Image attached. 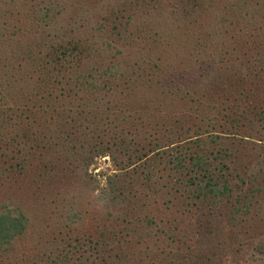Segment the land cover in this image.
I'll list each match as a JSON object with an SVG mask.
<instances>
[{
  "label": "trees",
  "instance_id": "obj_1",
  "mask_svg": "<svg viewBox=\"0 0 264 264\" xmlns=\"http://www.w3.org/2000/svg\"><path fill=\"white\" fill-rule=\"evenodd\" d=\"M105 2L0 0V106H7L11 101L12 112L20 117L22 111L16 110L17 106H30L31 94L40 102L45 97H40V93L55 92L57 87L58 93L76 89L86 92L87 99L79 98L75 105L60 108L54 116H43L56 121L50 130V122L46 120L37 122L35 127L34 121L46 114V110L34 112L33 120L26 122L25 138L35 141L33 145L42 146L38 143L42 134L37 137L36 129L44 124L50 131L51 145L46 146V149L50 146L48 156L51 152L68 163L77 160L83 170L81 175L87 174L88 180L91 178L98 187L99 197L110 202L130 200L137 193L131 192L129 183L140 180V191L147 201L157 197L174 212L173 217L165 219L166 227L159 229L164 231V238L170 236L168 243L163 244L166 249L160 247L149 263L169 252L171 256L165 259L168 263L184 261L180 252L169 247L174 241L184 243L191 237L194 224L180 235L182 237L176 236L178 225L184 223L181 215L189 212L190 217V213H195L196 219L190 218L199 223L197 216L204 207H219L221 217L227 222L224 241L232 243L236 239L238 243L239 231L241 227L245 229L242 215L251 211V217L257 213V208H253L261 195L264 199V134L253 139L247 131L253 129L256 122L264 124V101L250 95L245 87V80L251 76H264V0H116L118 6L113 0ZM184 3L189 9L184 8ZM174 7L186 11L184 16L190 15L188 19L196 22L186 38L185 33L184 38L181 36L184 45H195L194 56L186 66L177 68L175 65L173 69L171 64L165 65L160 54L149 50H138L135 59L103 63L105 51L113 44L109 39L91 34L90 9L100 17L97 20L100 31L105 26L118 40L125 37V33H133L130 25L140 34L149 28V23L154 25L156 18H149L148 22L146 19L154 10L160 14L159 22L166 21L167 12H172ZM186 9L193 10L194 15ZM105 20L111 24L103 23ZM197 24L201 27L195 30ZM151 34L145 31L141 38L155 41L157 31ZM248 43L252 47L249 48ZM66 63L71 65L67 75L62 72ZM182 74L184 84L177 80ZM34 81L40 90H33ZM212 85L216 95L211 88L208 90ZM96 93L97 111L90 105L91 96ZM166 109L170 115L163 114ZM152 110L162 115L156 118ZM191 110L193 119L200 116L198 122L194 128L189 125L182 129L177 124L181 122L179 115L183 111V115H188ZM107 111L112 115L108 124L103 125ZM218 115L223 120V123L218 122V125L224 124L222 130L212 129L213 121L220 119ZM24 117L27 118L25 114ZM164 122H168L170 128ZM243 128L247 129L246 134ZM15 134L21 135V132ZM221 135L237 140L252 139L253 149L260 157L246 155L242 148L233 163L234 156L227 150L231 142L223 140ZM207 139L214 145L210 149L201 148ZM188 141L192 145H188ZM102 155H107L112 165L98 170L96 177L87 166ZM158 163L168 164L170 172L165 176L158 172ZM162 178L169 181L163 182ZM164 186H167L165 191ZM74 218L68 217L69 221ZM27 221L28 216L18 203L11 202L10 198L0 201V249H8L23 235ZM145 222L154 223L148 218ZM120 251L105 254L97 251L94 260L96 264H118ZM201 253L206 255L207 250ZM201 253H192L191 264L202 257ZM50 257L48 254L47 259Z\"/></svg>",
  "mask_w": 264,
  "mask_h": 264
},
{
  "label": "rangeland",
  "instance_id": "obj_2",
  "mask_svg": "<svg viewBox=\"0 0 264 264\" xmlns=\"http://www.w3.org/2000/svg\"><path fill=\"white\" fill-rule=\"evenodd\" d=\"M104 1L106 4L111 2V0ZM113 3L118 6L116 0H113ZM184 5V8H188V4L184 3ZM171 9H173L172 12H167L168 19L166 21L159 22L160 14L156 13V10L148 14L147 22L150 21L149 18L151 20L156 18V22L154 25L149 23V28L142 30V33L146 31L153 35V31H157L158 36H156L155 41L149 38L142 39V33L140 34V31H137L132 25L129 26V29L133 30L131 35L125 33L123 34L125 37L116 40V34L107 31L105 26H103V31H100L97 27V20L100 17L90 9L91 34L98 38L109 39L113 44L105 51L106 54L104 53V58H102L103 63L121 58L135 59L138 50H149L160 54L166 63L165 65L171 64L173 69H175V65L177 68L179 65L186 66L190 59L192 60L191 57L194 56L192 48L195 45H184L182 38H184V33L186 38V33L191 32L196 22L192 23L188 19L190 15L184 16L186 11L176 7ZM187 12L193 15L195 13L193 10ZM62 16L60 15L59 18L63 20ZM197 18L201 19L200 16ZM106 22L107 25L111 24L110 21H103L105 24ZM200 27L201 24H197L195 30ZM131 42H134L133 45L130 44ZM247 45L249 48L252 47L249 43ZM117 49L119 51H116ZM70 66L66 63L64 70H62V72L65 71V75L70 72ZM185 73L183 72V74ZM183 74L179 75L177 80L178 82L182 80L184 84ZM36 81L38 80L36 79ZM245 81V87L249 90L250 95L264 101V76L261 78L251 76ZM34 83L33 90H40L37 87V82L34 81ZM48 87L52 90L50 85ZM58 88L55 89V92L52 90L43 92V94L40 93V97L45 96L40 102L35 94H31L30 103L32 104L30 106L29 104L18 105L17 109L15 108L22 111L20 117L12 112L14 105L11 101L7 102V106L5 104L0 106L2 109L0 113V201L10 198V201L18 203L28 216L23 235L17 237L8 249H0V264H52L51 261L53 260L56 261L54 264H76L78 262L96 264L94 258L97 256V251L105 254L118 250H121L118 254V264H152L153 262L154 264H167L168 261L165 259L167 256H171L170 252L165 253L167 255L160 258H154L150 263L149 260L153 258L154 253L160 250V247L165 248L164 242L168 243L167 238L170 236L164 238L162 236L164 231H159V229L166 227L165 219L173 217L174 212L171 213L164 204L159 202L157 197L156 200L153 197L147 201L140 191V180L138 182L132 180L129 183L131 192L137 193L136 196H131L130 200L110 202L106 198L99 197L98 187L94 186L91 178L88 180L87 174L81 175L83 170L78 166L77 160L68 163L62 158L55 157L51 152L48 156L50 146L47 149L46 146L51 145V139H49L50 131H47L44 124H41V129H36L37 137H41L42 134V138L38 142L42 146L33 145L35 141L25 138L26 122L29 123L30 120H33L34 112L46 110V114L34 122L36 123L35 127H37V122L46 120L50 122L48 128L50 130L52 123L56 121L51 117L46 119L43 116L49 114L54 116L60 108H69V106L75 105L79 98L87 99L86 92L76 89L75 92H67L68 94L66 90L58 93ZM213 88V85L208 86V90L216 95ZM96 97L98 94L91 96L90 105L97 111L98 101ZM102 98L104 99L105 95H102ZM174 102L182 105L178 100H174ZM104 105L105 103L102 106ZM138 108H141L139 104ZM109 111L103 115L105 116L102 121L103 125L109 122V117L112 115ZM151 112L156 118L162 115L157 110ZM183 113L185 112L183 111ZM183 113L179 115L181 122H177V124L182 129L186 126L189 128V125L194 128L199 115L193 119L192 110L188 115H183ZM24 114L27 118L24 117ZM163 114L170 115L171 113L166 109ZM140 116L143 117L141 113ZM221 118L213 121L212 129L219 128L222 130L224 124L218 125ZM221 121L223 123V120ZM164 124L170 128L168 122H164ZM253 127V129H246L253 139L264 134V124L261 125V121L256 122ZM243 130L245 129L243 128ZM246 130L243 131L245 134ZM16 131H20L21 135H16ZM236 132H239V128ZM220 137L223 140H229V143L231 142L228 144L229 149L227 150L234 156L233 160L235 161L233 163L236 162V154L240 156L243 149L246 151V155L251 156L252 154V157H255L256 154V157H260L259 152L253 149L254 141L252 139L237 140L225 135ZM191 143V141L187 142L188 145H192ZM238 143L240 144L236 146ZM213 145V141L207 139L200 147L210 149ZM207 159L210 160L211 157ZM250 160L253 161L254 159ZM111 165L108 156L102 155L91 161L87 169L91 172L94 171L97 177L96 172L98 170H105ZM167 166L168 164L158 163V172H163L165 176L166 173L170 172ZM161 180L163 182L169 181L164 178ZM100 182L102 183V181ZM162 190H167V186H164ZM210 207L211 209H208ZM210 207H204L201 210L202 213L197 216L199 223H195L193 220L196 219L195 213H190V217L193 219L189 217V212L181 215L184 223L181 222L178 225L177 237H182L180 235L187 228L189 229L190 225H194L192 226L191 237H188L187 241L184 243L183 241H174V244L169 247L174 252H180L184 258L182 263L176 264H191L192 253L197 251L198 254L199 251L201 253V250H207V253L206 255L201 253L202 257L199 256L194 264H264V217H261L264 215V199H262V195L253 208L254 210L257 208V213L251 217H249L251 211L242 215L244 219L242 225L245 229L243 231L241 227L238 243H236V239L232 243L224 241L223 232L227 222L221 217L219 207L215 205ZM70 211L74 214L69 213ZM192 211L196 212L195 210ZM211 215L215 217H211ZM72 216L75 218L73 221H69L68 217ZM147 218L153 219L154 223L148 225L149 222H145ZM206 225L211 227L207 228ZM160 239L162 243H160ZM110 247L114 248L111 249ZM48 254L51 256V261L47 259Z\"/></svg>",
  "mask_w": 264,
  "mask_h": 264
}]
</instances>
